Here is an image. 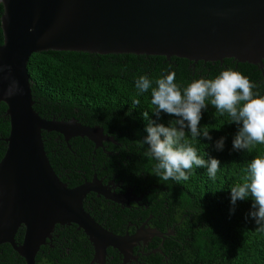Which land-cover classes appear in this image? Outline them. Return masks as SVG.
<instances>
[{
	"label": "water",
	"instance_id": "water-1",
	"mask_svg": "<svg viewBox=\"0 0 264 264\" xmlns=\"http://www.w3.org/2000/svg\"><path fill=\"white\" fill-rule=\"evenodd\" d=\"M0 102L8 133L0 158V244L7 243L24 264H34L53 225L74 224L92 246L91 262L103 264L106 247L131 257V246L148 235L170 237L141 224L115 235L83 210L88 191L125 203L94 177L68 188L50 168L41 132L67 142L84 137L99 146L111 140L97 125L76 119H44L32 108L26 63L46 50L97 54H143L221 62L230 58L264 64V0H0Z\"/></svg>",
	"mask_w": 264,
	"mask_h": 264
},
{
	"label": "trees",
	"instance_id": "trees-1",
	"mask_svg": "<svg viewBox=\"0 0 264 264\" xmlns=\"http://www.w3.org/2000/svg\"><path fill=\"white\" fill-rule=\"evenodd\" d=\"M222 61L219 65L217 61L193 63L173 56L166 59L157 55L46 50L32 53L26 63L32 108L41 118H74L80 124L101 127L103 132L126 146L108 150L113 154L118 152L126 173H133L142 185V192L164 189L168 193L166 205L178 206L177 224L169 237L172 244L161 247L165 264H264V232L257 230L258 226L248 215L252 210L251 198L237 200L235 205L231 203V188L243 182L248 164L255 156L264 153V145L258 144L250 151L234 150L232 142L238 126L230 123L227 113L221 116L211 104L202 109L199 128L201 131L207 128L212 139L202 135L195 139L187 132L186 139L205 160L213 157L220 161L214 180L209 178L207 168L195 166L187 181L160 180L152 173L156 161L144 154L148 145L140 143L147 136L145 129L149 121L165 126L175 121V117L163 112L156 117L151 89L138 94L135 80L141 75L148 76L155 87L157 78L173 71L175 83L183 90L195 79H213L222 70L230 68L249 78L255 85L254 93L264 95V66L260 71L252 64L230 58ZM135 99L140 101L138 107L133 103ZM4 111L5 104L0 102V158L5 147L2 139L8 133ZM143 113L148 114L147 119ZM56 136L55 132H41L48 161L61 157L69 165L73 159L92 160L99 153V150L92 153L93 147L85 138H82L85 144L77 148L69 139L65 142L61 135L58 139ZM221 137L224 145L218 151L215 143ZM117 156L105 159L113 164ZM54 245V254L73 255L70 244L69 249L66 244ZM46 248L40 246L38 251L46 252ZM74 254H77L75 250ZM83 254L80 252L81 256ZM0 264L24 262L9 244L3 243L0 244ZM146 264L154 263L148 261Z\"/></svg>",
	"mask_w": 264,
	"mask_h": 264
},
{
	"label": "clouds",
	"instance_id": "clouds-1",
	"mask_svg": "<svg viewBox=\"0 0 264 264\" xmlns=\"http://www.w3.org/2000/svg\"><path fill=\"white\" fill-rule=\"evenodd\" d=\"M155 85L146 75L135 80L138 94L151 89V103L157 118L161 112L175 117L174 124L168 126L149 121L145 129L147 136L140 142L142 146L148 145L144 154L156 161L152 173L160 180L187 181L194 166L207 168L209 178H216L220 161L213 157L205 160L186 139V132L195 139L201 135L212 139L207 128L203 131L199 128L201 112L207 104L221 116L227 113L230 123L238 126L232 142L234 150L250 151L258 144L264 145V95L254 93L255 85L239 71L229 68L213 79H195L183 90L175 83V72L169 71L157 78ZM133 103L138 107L140 101L135 99ZM143 115L148 118L147 113ZM223 145L221 137L215 143L216 150H222ZM246 172L243 182L231 188V203L235 205L237 200L250 197L252 210L248 215L258 226L257 230L264 232V153L250 161Z\"/></svg>",
	"mask_w": 264,
	"mask_h": 264
},
{
	"label": "flooded vegetation",
	"instance_id": "flooded-vegetation-1",
	"mask_svg": "<svg viewBox=\"0 0 264 264\" xmlns=\"http://www.w3.org/2000/svg\"><path fill=\"white\" fill-rule=\"evenodd\" d=\"M222 62H219V65ZM103 134L111 140H102L97 147L90 142L93 147L92 153L99 150L95 159H73V163L69 161V165H66L61 157L60 160L51 159L48 161L47 159L53 173L68 188L76 187L94 177L99 184L109 191L130 195L125 203L109 198L97 191H88L84 195L81 200L83 210L105 230L123 236L133 233L141 224L145 228L155 229L171 236L173 226L177 224L175 220H177V214L179 213L178 206L174 204L172 206L166 205L165 198L168 193L164 189L142 192V185L138 183L137 178L132 175L133 173H126L124 163L120 162V157L117 156L118 152L116 151L113 154L108 150L110 147L121 146L126 148V146L105 132ZM58 138H60V135L57 134L55 139ZM82 138L84 137L74 136L70 137L69 141L80 148L85 144ZM87 141L89 142V140ZM112 155H116L117 159L114 160V163L112 162L113 164H110L105 158ZM68 167L69 172H67ZM113 168L114 172L112 171ZM180 219L181 217L178 220ZM52 242L59 246L66 244L68 249L70 244L73 255L54 254L56 248ZM171 244L172 241L169 237L148 235L144 243L139 240L131 246V257L125 259L122 264H146L148 261L154 264H160L159 262L162 261V264H165L166 257L161 247L164 248ZM41 246L47 247L46 252L37 250L34 255V264H81L82 261L84 264H94L91 262L92 246L87 237L74 224L55 223L49 239H46L45 244ZM74 250L77 253L76 255ZM80 252L84 254L81 256ZM51 259H53L52 262H50ZM103 264H120L118 251L106 247Z\"/></svg>",
	"mask_w": 264,
	"mask_h": 264
}]
</instances>
